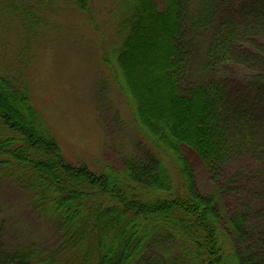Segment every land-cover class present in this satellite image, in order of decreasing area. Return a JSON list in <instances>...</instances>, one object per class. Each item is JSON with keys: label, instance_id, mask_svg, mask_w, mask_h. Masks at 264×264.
<instances>
[{"label": "trees", "instance_id": "1", "mask_svg": "<svg viewBox=\"0 0 264 264\" xmlns=\"http://www.w3.org/2000/svg\"><path fill=\"white\" fill-rule=\"evenodd\" d=\"M57 1L0 4L38 22ZM71 1L93 22L92 0ZM117 17L115 63L104 53L102 64L161 157L101 173L67 164L30 89L0 74V168L23 169L37 209L74 248H95L69 264H264V206L224 218L185 154L219 192L231 165L264 166V0H125ZM160 249L172 258L151 255ZM0 264L54 260L0 241Z\"/></svg>", "mask_w": 264, "mask_h": 264}, {"label": "rangeland", "instance_id": "2", "mask_svg": "<svg viewBox=\"0 0 264 264\" xmlns=\"http://www.w3.org/2000/svg\"><path fill=\"white\" fill-rule=\"evenodd\" d=\"M124 1L92 0L93 22L71 0L43 10L38 22L0 4V74L10 77L15 87L30 89L64 161L86 165L94 173L108 166L122 171L125 158L150 152L161 157L136 128L125 98L102 64L104 53L115 63L111 45ZM185 154L198 189L216 197L224 218L235 210L264 206V166L249 160L231 165V179L219 192L196 154ZM8 169L13 168H0V241L7 251L29 250L54 264L80 263L95 251L89 240L79 248L69 244L56 222L33 204L23 169ZM160 251L151 255L164 263L172 258Z\"/></svg>", "mask_w": 264, "mask_h": 264}]
</instances>
